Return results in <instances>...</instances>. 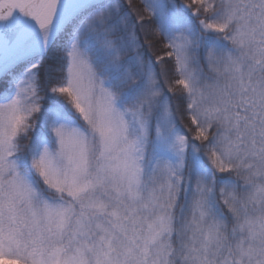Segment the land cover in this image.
I'll return each mask as SVG.
<instances>
[{
  "label": "snow or ice",
  "instance_id": "obj_1",
  "mask_svg": "<svg viewBox=\"0 0 264 264\" xmlns=\"http://www.w3.org/2000/svg\"><path fill=\"white\" fill-rule=\"evenodd\" d=\"M0 264H264V0H0Z\"/></svg>",
  "mask_w": 264,
  "mask_h": 264
}]
</instances>
